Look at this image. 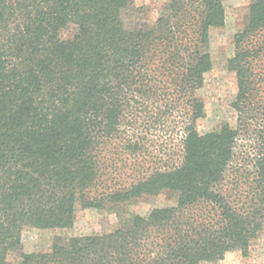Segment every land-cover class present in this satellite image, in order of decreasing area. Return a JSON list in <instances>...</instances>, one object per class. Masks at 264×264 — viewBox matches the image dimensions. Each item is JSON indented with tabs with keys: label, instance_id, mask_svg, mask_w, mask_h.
<instances>
[{
	"label": "trees",
	"instance_id": "1",
	"mask_svg": "<svg viewBox=\"0 0 264 264\" xmlns=\"http://www.w3.org/2000/svg\"><path fill=\"white\" fill-rule=\"evenodd\" d=\"M130 2L0 0V264H201L264 231V0L232 41L236 124L206 133L223 0H168L135 27ZM164 191L174 205L128 210ZM89 208L118 227L21 250L24 227L70 228Z\"/></svg>",
	"mask_w": 264,
	"mask_h": 264
},
{
	"label": "rangeland",
	"instance_id": "2",
	"mask_svg": "<svg viewBox=\"0 0 264 264\" xmlns=\"http://www.w3.org/2000/svg\"><path fill=\"white\" fill-rule=\"evenodd\" d=\"M249 1L223 0L225 24L211 30L212 68L204 75V85L199 91L204 100L203 116L196 123L200 133L212 131L225 123L231 126L236 124V112L231 104L237 91V83L228 60L234 54L232 41L234 34L242 28ZM167 2L168 0H131L129 7L123 12V20L129 27L152 23ZM175 203V196L164 191L156 196H141L129 205L128 210L147 216L153 208H165ZM117 227L118 219L114 212L89 208L80 212L78 220L70 228L24 227L21 232V250L27 253L48 252L58 238L102 234ZM17 256V253H11V261L15 262ZM201 264H264V231L251 242L246 255L233 250L218 261Z\"/></svg>",
	"mask_w": 264,
	"mask_h": 264
}]
</instances>
